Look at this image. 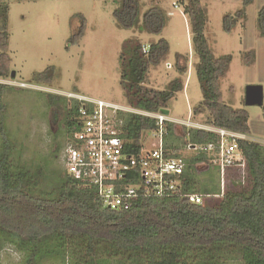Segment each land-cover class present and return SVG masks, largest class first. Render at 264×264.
<instances>
[{
    "label": "trees",
    "instance_id": "1",
    "mask_svg": "<svg viewBox=\"0 0 264 264\" xmlns=\"http://www.w3.org/2000/svg\"><path fill=\"white\" fill-rule=\"evenodd\" d=\"M252 2L244 0L237 16L232 19L230 14L226 15L224 24L235 25L244 19L245 8ZM184 11L189 17L193 53L198 59L195 69L203 94L193 113H208L204 124L250 134L248 110L226 103L221 90V78L229 70L233 55L213 54L205 34L207 14L201 0H187ZM114 16L121 27H135L140 21V1L121 0ZM8 17L9 6L1 2V77L13 73L8 53ZM166 23L167 14L155 7L144 13L140 27L161 34ZM84 27L85 22L74 35L73 43L80 42ZM258 27L264 37V7L258 14ZM143 46L134 37L122 43L120 83L126 100L135 108L168 114L169 101L185 88L183 78L175 77L165 89L149 88L144 83L151 65L158 64L169 53L170 42L160 37L148 45V54ZM254 54L253 50L246 53L248 62L253 61ZM184 58V54L176 53V66L181 74L187 69L181 62ZM54 72L52 65L34 78L51 83ZM3 88L0 85V245L6 241L13 245L23 254V264H40L46 257L64 258L67 253L71 258L66 264H111L114 259H119L120 264H234L233 253L242 264H264V145L249 138L238 140L245 167L226 170L229 180L223 194L220 179L216 191L199 179L203 164L210 167L208 171L213 168L208 156L204 153L189 156L183 174L187 179L186 190L212 194L201 204L179 196L143 197L129 209H111L103 204L95 188L82 186L66 169L59 174L62 182L49 194L36 190L45 176L43 167L36 171L26 165L11 169L12 140L2 103ZM48 95L49 103L62 114V123L69 134L76 109L68 105L65 95ZM261 107L264 112V102ZM156 127L154 118L130 114L122 128L131 140L130 150H140L143 134ZM174 128L173 123H168L165 146L178 151L187 140L180 143ZM185 136L188 141L198 143L216 138L214 133L194 127L186 130ZM48 242L53 248L44 249Z\"/></svg>",
    "mask_w": 264,
    "mask_h": 264
},
{
    "label": "rangeland",
    "instance_id": "2",
    "mask_svg": "<svg viewBox=\"0 0 264 264\" xmlns=\"http://www.w3.org/2000/svg\"><path fill=\"white\" fill-rule=\"evenodd\" d=\"M121 0H0L9 6L8 53L15 76L1 77L4 85L2 103L6 125L12 140L10 167L15 170L26 165L31 170L43 167L45 174L37 191L49 194L62 182L59 176L65 170L64 147L68 134L59 109L49 103L48 94L64 96L71 91L128 104L121 86V50L124 40L134 37L149 45L165 37L170 42L169 53L158 64H152L145 86L165 89L175 77L185 83L168 104V113L175 119L206 123L208 113L194 114L193 108L203 99L197 78L189 17L184 11L187 0H139L140 21L133 28L121 27L114 10ZM207 14L205 34L215 56L232 54L233 60L226 75L221 78L223 99L234 108L249 112L250 134L247 137L264 145V112L261 105H248L249 85L264 88V37L258 27V14L264 0H253L246 8V16L235 25H225L244 7V0H201ZM161 8L167 14V23L161 34H152L140 27L144 13L150 8ZM85 17L83 20L82 16ZM85 22L84 35L78 44L73 37ZM254 51L252 62L245 55ZM176 53L187 67L181 74L176 66ZM55 66L51 83H42L34 75L49 66ZM12 71V72H13ZM70 106L69 100L67 99ZM57 116V117H56ZM180 143L185 141L184 128L174 125ZM151 136L144 140L150 145ZM0 135V149H1ZM189 155V153H187ZM236 168V167H235ZM228 170V169H227ZM234 170V169H230ZM199 179L217 190L221 173L210 171L203 164ZM228 175V174H226ZM225 175V184L228 176ZM44 249L53 248L45 243ZM234 264L240 263L233 253ZM69 253L63 257L42 259L40 264H66ZM24 256L7 241L0 245V264H23ZM111 264H120L114 259Z\"/></svg>",
    "mask_w": 264,
    "mask_h": 264
},
{
    "label": "built area",
    "instance_id": "3",
    "mask_svg": "<svg viewBox=\"0 0 264 264\" xmlns=\"http://www.w3.org/2000/svg\"><path fill=\"white\" fill-rule=\"evenodd\" d=\"M149 46L143 47L146 54ZM73 114V124L64 147V163L67 173L82 186L95 188L103 204L111 209H129L139 198L183 197L191 203L201 204L212 194L188 192L187 179L183 177L187 158L204 153L213 168L221 175L222 193L225 189L226 170L233 166L245 167V159L239 139L245 134L234 130L172 118L162 112H150L98 99L80 92L65 94ZM130 114H141L156 120L157 127L147 130L150 145L143 138L140 150L133 152L131 140L123 132V125ZM168 123L198 128L215 134L206 143L190 142L180 150L166 148L165 136ZM189 153V155L187 154ZM207 169L210 167L206 166ZM220 194V195H221Z\"/></svg>",
    "mask_w": 264,
    "mask_h": 264
},
{
    "label": "water",
    "instance_id": "4",
    "mask_svg": "<svg viewBox=\"0 0 264 264\" xmlns=\"http://www.w3.org/2000/svg\"><path fill=\"white\" fill-rule=\"evenodd\" d=\"M13 76L15 72L13 71ZM246 103L248 105H262L264 102V88L262 85H249L246 92Z\"/></svg>",
    "mask_w": 264,
    "mask_h": 264
},
{
    "label": "crops",
    "instance_id": "5",
    "mask_svg": "<svg viewBox=\"0 0 264 264\" xmlns=\"http://www.w3.org/2000/svg\"><path fill=\"white\" fill-rule=\"evenodd\" d=\"M169 116H171L169 113H168ZM172 117V116H171ZM173 118V117H172Z\"/></svg>",
    "mask_w": 264,
    "mask_h": 264
},
{
    "label": "clouds",
    "instance_id": "6",
    "mask_svg": "<svg viewBox=\"0 0 264 264\" xmlns=\"http://www.w3.org/2000/svg\"><path fill=\"white\" fill-rule=\"evenodd\" d=\"M144 47V46H143ZM246 137H247V135H246ZM248 138V137H247Z\"/></svg>",
    "mask_w": 264,
    "mask_h": 264
}]
</instances>
